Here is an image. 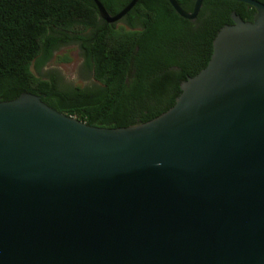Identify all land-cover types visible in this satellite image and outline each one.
Wrapping results in <instances>:
<instances>
[{
	"label": "water",
	"instance_id": "water-1",
	"mask_svg": "<svg viewBox=\"0 0 264 264\" xmlns=\"http://www.w3.org/2000/svg\"><path fill=\"white\" fill-rule=\"evenodd\" d=\"M196 19L204 0L186 11ZM232 12L165 113L89 125L0 101V264H264V3ZM99 17L118 22L138 0Z\"/></svg>",
	"mask_w": 264,
	"mask_h": 264
},
{
	"label": "trees",
	"instance_id": "trees-1",
	"mask_svg": "<svg viewBox=\"0 0 264 264\" xmlns=\"http://www.w3.org/2000/svg\"><path fill=\"white\" fill-rule=\"evenodd\" d=\"M92 1L0 0V101L30 92L89 125L144 124L168 111L181 82L207 65L216 34L234 23L232 12L252 21L256 11L245 2L204 0L189 20L168 0H138L123 19L106 23ZM99 1L115 14L130 0ZM177 2L190 12L195 0ZM70 43L80 48L92 86L66 88L57 73H35Z\"/></svg>",
	"mask_w": 264,
	"mask_h": 264
},
{
	"label": "rangeland",
	"instance_id": "rangeland-1",
	"mask_svg": "<svg viewBox=\"0 0 264 264\" xmlns=\"http://www.w3.org/2000/svg\"><path fill=\"white\" fill-rule=\"evenodd\" d=\"M34 71L41 77L57 73L61 77V85L66 88L89 87L95 83L91 72L84 67L80 48L75 43L60 46L40 73Z\"/></svg>",
	"mask_w": 264,
	"mask_h": 264
},
{
	"label": "flooded vegetation",
	"instance_id": "flooded-vegetation-1",
	"mask_svg": "<svg viewBox=\"0 0 264 264\" xmlns=\"http://www.w3.org/2000/svg\"><path fill=\"white\" fill-rule=\"evenodd\" d=\"M256 13V12H255Z\"/></svg>",
	"mask_w": 264,
	"mask_h": 264
}]
</instances>
